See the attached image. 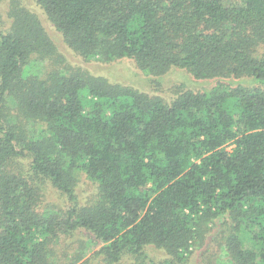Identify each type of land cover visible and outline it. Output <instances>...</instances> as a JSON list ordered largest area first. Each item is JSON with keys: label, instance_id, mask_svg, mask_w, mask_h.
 Listing matches in <instances>:
<instances>
[{"label": "trees", "instance_id": "1", "mask_svg": "<svg viewBox=\"0 0 264 264\" xmlns=\"http://www.w3.org/2000/svg\"><path fill=\"white\" fill-rule=\"evenodd\" d=\"M2 2L0 264H65L75 236L109 264H189L217 222L210 264H264V0H36L85 61L210 85L170 100L66 63L37 13Z\"/></svg>", "mask_w": 264, "mask_h": 264}, {"label": "rangeland", "instance_id": "2", "mask_svg": "<svg viewBox=\"0 0 264 264\" xmlns=\"http://www.w3.org/2000/svg\"><path fill=\"white\" fill-rule=\"evenodd\" d=\"M9 1L10 0H4L1 5V12L5 19H7L6 10L8 8ZM20 1L26 8L38 14L42 23L45 25L48 35L56 44L60 53L63 54L65 62L72 66L86 69L94 75L107 76L113 80L133 85L134 87L150 94L161 95L165 100L173 98L175 93L180 89L181 85L193 90H199L210 86L207 81L195 80L190 73L180 68H170L166 73L154 77L141 71L133 60L129 58H121L112 61L111 63L85 61L69 49L65 43L61 41V37L53 30V27L49 25L44 18H42V13L37 6L36 0ZM32 67L37 68L38 66L35 64ZM230 83L231 85H253V83L250 82V78L246 76L235 79L232 78L230 79ZM230 148H232V145H227V149L229 150ZM78 175L79 180L76 186L77 193L80 198L85 201L92 195V193L95 192V186L86 178L84 174L79 173ZM50 188V186L46 188V190L49 189L47 199L60 201V195L54 191V189ZM212 230L213 231L208 235L205 244L202 245L201 248L195 249L190 255L189 264H210V260H214V257L218 253V244L214 239L219 230L218 222L212 227ZM81 239L82 236L80 238L75 236L61 242L62 245L58 244L59 253H61V261L65 264H69L70 262H72L71 264H109L100 256L97 257L92 255L93 252L99 248V245L93 246L92 243H88L89 239H87L86 236L83 237V239H85V243H83V241H79ZM148 253L154 259H160L164 256V253L155 247L148 248ZM224 259L225 257L222 256L220 260L219 258H216L215 262L216 264H222L221 261H224ZM130 260L132 259L130 258ZM130 260L125 257L118 263L114 264H132L130 263Z\"/></svg>", "mask_w": 264, "mask_h": 264}]
</instances>
